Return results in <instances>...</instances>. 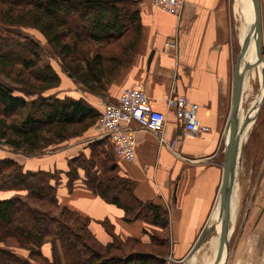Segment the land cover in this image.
Returning a JSON list of instances; mask_svg holds the SVG:
<instances>
[{
    "label": "crops",
    "instance_id": "0c3cea01",
    "mask_svg": "<svg viewBox=\"0 0 264 264\" xmlns=\"http://www.w3.org/2000/svg\"><path fill=\"white\" fill-rule=\"evenodd\" d=\"M183 2L179 17L153 8L149 0L134 3L141 25L137 44L130 60L117 69L100 94L84 91L67 74L64 78L58 74L60 82L55 91L59 98H83L100 111V103H114L122 88L140 82L144 84L150 107L165 114V138L180 139L177 149L183 158L158 146L154 135L134 122L128 125L136 144L134 161L117 158L109 142L107 144L110 160L115 165L114 173L132 182L133 196L166 210L167 226L164 229L142 219L125 222L122 209L85 186L81 168H76V178L68 187V160L80 155L87 158L89 144L102 140L93 127L84 131L82 136L66 140L39 155L7 152L0 157L14 160L24 171L55 173L58 204L86 218L89 232L102 245L111 242L112 235L122 241L131 239L147 245L154 232H164L167 252L163 256L155 254L163 258L164 264L190 257L188 253L196 239L214 220L211 213L216 205L221 177L223 131L230 109L233 63L246 31L240 19L237 36L233 23L237 12L234 0ZM260 12L263 19L264 0ZM169 38L176 40L174 51L164 47ZM169 95H183L197 104V120L209 130L197 137L183 135L174 110L167 106ZM96 159H99L101 168H93L100 173L105 158L96 156ZM263 203L260 204L258 221L248 215L245 217L240 239L229 250L228 264H264ZM39 250L43 257L50 259L49 242L42 243Z\"/></svg>",
    "mask_w": 264,
    "mask_h": 264
},
{
    "label": "trees",
    "instance_id": "16d2710c",
    "mask_svg": "<svg viewBox=\"0 0 264 264\" xmlns=\"http://www.w3.org/2000/svg\"><path fill=\"white\" fill-rule=\"evenodd\" d=\"M137 1L0 0L8 6L0 11V21L35 28L58 58L62 71L84 91L100 94L117 69L130 60L137 44L139 11L127 7ZM81 43L96 44L98 48L81 50ZM118 43L121 47L117 54L100 50ZM21 47L23 57L11 49L0 50V76L4 80H0V145L31 156L79 136L78 132L69 133V127L81 125L79 132L83 133L95 125L99 111L83 98L43 96L44 91L59 85V76L49 64L39 63L36 43L27 41ZM90 159L80 155L68 160V187L76 178V168H81L85 186L122 209L125 222L142 219L162 229L167 226L166 210L134 197L132 182L114 173L110 159L103 160L100 173L91 171L95 164ZM56 181L55 173L24 171L14 160L0 158V191L13 192L0 198V242L12 240L19 246H29L28 258L0 249V260L5 261L0 264H164L163 258L155 256H163L161 252L112 253L136 240L122 241L112 235L111 242L100 244L89 232L86 218L58 204ZM157 238L151 235L153 244L165 246L166 241ZM46 241L51 245L50 259L39 250Z\"/></svg>",
    "mask_w": 264,
    "mask_h": 264
},
{
    "label": "rangeland",
    "instance_id": "374dc122",
    "mask_svg": "<svg viewBox=\"0 0 264 264\" xmlns=\"http://www.w3.org/2000/svg\"><path fill=\"white\" fill-rule=\"evenodd\" d=\"M261 2L262 0H260V7H261ZM6 7L8 6L0 4V11L6 9ZM127 7H130L133 9L134 2L131 4H128ZM233 23L236 28L235 31L238 36L239 32L237 28L240 23V16L238 12H236ZM261 32H262L261 54L264 60V17L263 19L261 17ZM0 36L2 37L1 42H0V50L6 51V50L11 49L12 51H14L16 55L20 57H23V55L25 54V51L21 47V45L26 44L27 41L36 43L39 46V57H40L39 63L49 64L57 74H61L63 78L65 77L66 73L62 71L58 58L56 57V55H54L51 48L47 45L45 38L35 28H32L28 25H15V24L8 25L0 21ZM9 40L14 41L13 44L10 43L9 45V43H7ZM66 41H71V40L66 39ZM5 43L7 44L4 46ZM120 47H121V44L118 43L114 45L112 44L109 46H104L100 50H102V52H104L105 54L107 53L117 54ZM79 48L81 50L85 48L86 49L90 48L93 51L96 48H98V46L96 44H91V46H89L85 43H81L79 45ZM18 67L19 66H16V69H19ZM257 71L258 70L256 68L253 71L254 74L252 73L250 74L251 76L249 75L250 77L248 78L247 83H246L247 87L245 88V90H243V98H242V104H241V110H240L241 119H243L249 104L253 100H255L260 93V89H261L260 74L258 75ZM2 78L3 77L0 76V80L4 81ZM55 91H56V88H52V89L44 91L42 95L43 96L56 95ZM26 111H27V108H25L21 112V117L25 115ZM94 126L92 127L94 128ZM250 126H251L250 130L248 131L245 139L241 141V142L244 141V143L242 146V151L240 154L238 166L236 168L235 185L238 186L239 196L237 199V207L235 208L232 214L234 224H233V231L231 233V236L229 237V242H228L229 250H231L232 247L234 248L236 242H238L240 239L242 229L245 226V219H246L245 217L248 215L249 217H253L252 218L253 221L255 220L258 221L260 214H261L260 204L261 202H264V103L262 107L260 108L254 122L251 123ZM80 129H81V125H74L72 127H69L68 132L69 133L78 132V135L82 136V133L79 132ZM107 143H108L107 139L102 138V140H99L98 144H94V145L92 143L89 144V154H88L89 156L88 157L91 158L90 161L93 164H96L95 166L97 170H99L101 167L99 164L100 163L99 159L95 160L96 156H98L99 158L104 157L106 160L110 159L109 157L110 152H109ZM59 144L48 147L47 149H50V150L54 149V147H57ZM7 152L8 153H18V152H13L9 147L5 145H0V157L7 154ZM39 154H36V155H39ZM99 154H102L103 156L102 155L100 156ZM31 156H35V155H31ZM94 169L95 168H91V171L93 172ZM56 178H57V175H56ZM11 193L13 192L12 191H0V197H2V195L6 196ZM153 235L157 236L158 240H161V241L165 240L164 232H154ZM214 236L215 234L213 231L211 232L210 236L205 238V240L200 244V246L197 248L198 251L196 252L194 256L190 258L183 257L182 259L178 260L177 262L173 264L192 263L193 258L202 252H207V256H208L212 249L211 242L213 241ZM89 244H93L92 241H90ZM164 245L165 246L163 247H159L157 245H154L152 241L150 244H147V245H143L140 243H135V244L128 243L127 245L122 246L120 252L112 251V253H115V254L121 253L125 255V254H128L129 252H133L134 250H136L135 252L139 251L142 253H148L150 251L154 253L161 252L163 255H165L167 252L166 242H164ZM0 249L10 250L17 256H19V254L24 255L23 258L29 257V246H19L16 243H14V241L12 240L6 241L5 244L0 242ZM228 257H229V253H228ZM0 262L4 263L5 261L3 259V260H0ZM226 264H228V258H227Z\"/></svg>",
    "mask_w": 264,
    "mask_h": 264
},
{
    "label": "built area",
    "instance_id": "2783aa9c",
    "mask_svg": "<svg viewBox=\"0 0 264 264\" xmlns=\"http://www.w3.org/2000/svg\"><path fill=\"white\" fill-rule=\"evenodd\" d=\"M149 2L153 8L175 17L180 16L184 4L183 0H149ZM164 47L174 51L175 38L167 39ZM166 103L174 110L175 117L181 123L183 135L197 137L209 130L197 120V104L183 95H169ZM165 120L163 112L150 107L144 84L140 82L122 88L114 103H100L99 117L94 128L99 137L107 139L113 154L121 160L131 162L136 157L133 131L128 127L131 122L152 133L158 146L167 149L175 157L183 158L177 149L180 139H166L164 136Z\"/></svg>",
    "mask_w": 264,
    "mask_h": 264
},
{
    "label": "water",
    "instance_id": "95a60500",
    "mask_svg": "<svg viewBox=\"0 0 264 264\" xmlns=\"http://www.w3.org/2000/svg\"><path fill=\"white\" fill-rule=\"evenodd\" d=\"M252 7V23L247 35L240 42L239 50L234 58L232 82H231V99L230 109L227 117L225 135L222 150V170L220 183L217 191L218 219L220 222V231L218 235V247L212 264H220L222 253L226 264L229 253V237L231 229L230 219V198L236 178V168L238 166L243 142L241 134L247 123L254 120L264 103V60L261 54L262 32H261V12L260 0H250ZM254 36L255 59L252 62H244V54L249 44V36ZM260 65V85L263 91L262 97L252 113L249 108L243 119H241V104L243 98L244 81L247 72L255 66ZM69 76V75H68ZM213 225L205 228L195 243L191 247L188 255L191 256L201 244L204 237L212 230Z\"/></svg>",
    "mask_w": 264,
    "mask_h": 264
},
{
    "label": "bare ground",
    "instance_id": "6f19581e",
    "mask_svg": "<svg viewBox=\"0 0 264 264\" xmlns=\"http://www.w3.org/2000/svg\"><path fill=\"white\" fill-rule=\"evenodd\" d=\"M234 3H235L236 11L238 12V14L240 16V19L242 21V24H243V26H244V28L246 30V32L244 34V37H245L247 35V33H248L249 29H250L251 23H252V7H251V3H250V0H234ZM245 57H246V60H245ZM254 59H255L254 36L252 34H250V36H249V44H248V47H247L246 52L244 54V60H245L244 62H252V61H254ZM256 68L258 70L257 71L258 75L260 74V65H257L253 69L249 70L247 72L246 76H245L244 90L247 87L246 83H247L248 78L251 76L250 74H252L253 71ZM257 80H259V79H257ZM260 87H261V85H260ZM262 94H263V91H262V88H261L259 95L257 96V98L255 100H253L249 104L247 110L249 108H252V110H253L252 113H255V108H256L257 104L259 103V101H260V99L262 97ZM254 120H251V121H249L247 123L246 127L244 128V130H243V132L241 134V141L245 139L248 131L250 130V127H251L250 125H251V123L254 122ZM238 196H239L238 186L235 185V183H234L233 189H232V193H231V198H230V219H231V224H232L231 225V229H230V236H231V233L233 231V224H234V220L232 218V214H233V211L235 210V208L237 207ZM211 217L214 220L211 223H209V225H207L206 228L208 226H210V225H213L212 230L202 240V242H203L205 240V238H207L209 236V234L212 231H214L215 236H214L213 241L211 242V246H212L211 252L210 253L208 252L209 253L208 256H207V252H202V253L198 254L197 256H195L193 258V262L189 263V264H212L213 261H214V258H215V255H216V251H217V247H218V235H219V231H220V222H219V219H218V204H217V202H216V205L214 207L213 212L211 213ZM197 251H198V249H196V251L190 257L194 256ZM224 257H225V255H224V253H222L220 264L223 263Z\"/></svg>",
    "mask_w": 264,
    "mask_h": 264
}]
</instances>
